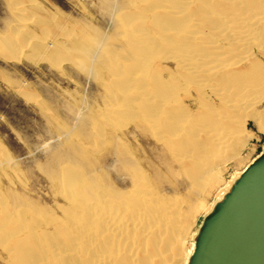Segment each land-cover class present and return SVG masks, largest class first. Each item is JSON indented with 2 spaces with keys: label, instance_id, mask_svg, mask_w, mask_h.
I'll return each instance as SVG.
<instances>
[{
  "label": "bare ground",
  "instance_id": "6f19581e",
  "mask_svg": "<svg viewBox=\"0 0 264 264\" xmlns=\"http://www.w3.org/2000/svg\"><path fill=\"white\" fill-rule=\"evenodd\" d=\"M113 12L115 36L102 35L99 28L91 34L88 28L81 38L70 39L81 55L79 68L93 78L107 72L103 86L114 99L97 117L85 116L79 130L89 135L85 127L91 121L139 117L144 132H157L163 140L168 173L183 178L188 197L160 195L138 148L123 140L112 144L110 154L114 173L127 175L121 182L126 190L119 189L106 160L88 155L90 146L69 138L67 158H60L69 169L59 159L44 167L65 200L58 206L61 215L48 212L52 217L38 206L29 217L24 207L18 212L14 206L8 209L17 213L7 221L1 211L7 264H187L199 226L191 229L194 213L203 207L206 214L243 171L221 185L227 162L240 163V146L252 136L249 122L264 132L259 108L264 102V0H120ZM16 35L8 36L10 46ZM65 43L56 45L67 53ZM94 126L91 138L104 142L106 129ZM42 215L50 216L42 219L44 225Z\"/></svg>",
  "mask_w": 264,
  "mask_h": 264
},
{
  "label": "rangeland",
  "instance_id": "374dc122",
  "mask_svg": "<svg viewBox=\"0 0 264 264\" xmlns=\"http://www.w3.org/2000/svg\"><path fill=\"white\" fill-rule=\"evenodd\" d=\"M119 1L0 0V40L2 39L0 41V200L4 201L0 206V215L2 216L0 218H3V214H5L7 221L14 219L15 208L20 209L21 212L26 209L25 212H29V217L33 215L30 210L39 207L45 208L46 213L52 211L57 216L61 215L58 206L64 204L65 200L59 195V187L56 183L51 182L44 167L53 163L55 159H59V164L66 165L67 162L60 158H67L66 153L69 150L68 146L73 142L72 138L76 139L80 147L90 146L89 150L85 148L89 152L88 155L91 156L92 153V156L95 155V159L106 160L104 165L110 175L109 178L114 180L119 189L126 190L127 186H123L121 182L126 181L127 175L114 173L113 155L110 154L115 147V142L123 140L127 141L126 143L129 142L132 147L135 145L134 150L138 148L135 152L139 153L137 156L143 160V168L148 173V178L152 180L151 183L155 182L154 188L157 192L158 189L160 190L159 194L162 192L160 195L178 200L188 197V189L182 183L183 178L168 173L166 162L169 159L163 140L158 139L157 132L156 134L144 132L139 117L125 116L109 121L110 123L114 122V125L120 124H117L116 127L110 123L91 121L85 127V132L89 135L80 132L85 116L91 114L92 117H97L106 108L105 106L111 104L109 101L113 102L114 99L103 86L104 80L108 76L107 72L103 71L101 78H93L94 76L79 68L77 59L81 55L72 45L70 39L73 35L75 38H81L88 28L91 34L98 28L101 29L97 30L99 33L103 32L102 35L110 33L108 37L118 34L115 21L113 22L112 19L115 16L113 7ZM22 21H26L28 24L24 27L25 29L23 28L19 32L14 31L22 26ZM12 35H16L15 44L10 46L8 36L12 38ZM5 37L7 39H3ZM110 39L108 41L111 43L115 42L112 40L114 38ZM4 41H7V43L5 42L7 45ZM54 41L56 43H53ZM57 42L59 45L61 43L64 45L66 42L67 53V49H60ZM44 45L48 49L45 50ZM91 107L92 109H90ZM259 108L262 112L264 111V102ZM98 124L102 131L105 129L107 131H103L102 141L104 142L102 143L95 141V136L93 139L91 138V135H95V127ZM105 124L107 128L102 127ZM67 125L68 129H64L63 127ZM91 125H95V129H92ZM249 130L253 137L251 136L246 144H241L240 163L236 165L235 160L227 162V170L221 185L231 180L236 173L244 170L264 150V132L259 130L253 121L249 122ZM89 131H92V134ZM104 139H108L107 142ZM67 140H71V143L67 144V142L69 143ZM96 142L99 143L98 146L101 150L96 146ZM112 144L114 147H111ZM91 148H95L94 153ZM64 165V168L69 169V165L66 167ZM216 190L205 197V206L213 201L214 195L217 193ZM4 205L8 206L5 208ZM14 206V212L13 209H8ZM9 210L12 213H8ZM199 210L194 213L193 219H191L192 230L198 226L203 217V207L202 210ZM6 216L9 217L6 218ZM44 216L39 218L42 225H44L42 219L48 220L50 217ZM0 244V264H7V252H4L3 242Z\"/></svg>",
  "mask_w": 264,
  "mask_h": 264
},
{
  "label": "water",
  "instance_id": "95a60500",
  "mask_svg": "<svg viewBox=\"0 0 264 264\" xmlns=\"http://www.w3.org/2000/svg\"><path fill=\"white\" fill-rule=\"evenodd\" d=\"M187 264H264V150L203 215Z\"/></svg>",
  "mask_w": 264,
  "mask_h": 264
}]
</instances>
